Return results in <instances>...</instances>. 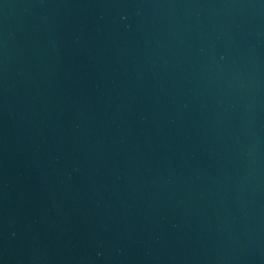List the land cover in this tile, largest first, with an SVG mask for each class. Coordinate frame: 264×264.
<instances>
[{
    "label": "water",
    "instance_id": "1",
    "mask_svg": "<svg viewBox=\"0 0 264 264\" xmlns=\"http://www.w3.org/2000/svg\"><path fill=\"white\" fill-rule=\"evenodd\" d=\"M0 264H264V0H0Z\"/></svg>",
    "mask_w": 264,
    "mask_h": 264
}]
</instances>
